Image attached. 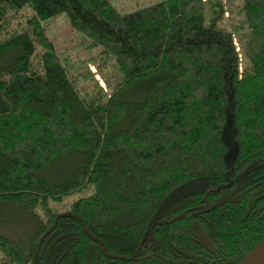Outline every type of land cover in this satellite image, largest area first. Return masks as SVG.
I'll return each mask as SVG.
<instances>
[{
  "label": "trees",
  "instance_id": "obj_1",
  "mask_svg": "<svg viewBox=\"0 0 264 264\" xmlns=\"http://www.w3.org/2000/svg\"><path fill=\"white\" fill-rule=\"evenodd\" d=\"M61 13L97 55L60 57ZM0 207L33 221L0 223V264H239L264 240V0H0Z\"/></svg>",
  "mask_w": 264,
  "mask_h": 264
},
{
  "label": "rangeland",
  "instance_id": "obj_2",
  "mask_svg": "<svg viewBox=\"0 0 264 264\" xmlns=\"http://www.w3.org/2000/svg\"><path fill=\"white\" fill-rule=\"evenodd\" d=\"M158 1L161 0H110L113 6L122 12H133ZM32 11L31 6H25L18 10L1 35L5 36L6 30L13 29L20 20L25 19ZM44 25L48 36L62 59L67 58L72 61L78 59L90 60L92 56L97 55L100 51L98 47L89 48L86 46L83 34L71 26L66 13L45 20ZM92 68L95 69V67ZM27 218L31 217L24 213L15 212L8 207H0L1 227L4 232L12 237L25 235V230L33 224V221Z\"/></svg>",
  "mask_w": 264,
  "mask_h": 264
},
{
  "label": "water",
  "instance_id": "obj_3",
  "mask_svg": "<svg viewBox=\"0 0 264 264\" xmlns=\"http://www.w3.org/2000/svg\"><path fill=\"white\" fill-rule=\"evenodd\" d=\"M264 260V240L251 249L239 264H258Z\"/></svg>",
  "mask_w": 264,
  "mask_h": 264
},
{
  "label": "bare ground",
  "instance_id": "obj_4",
  "mask_svg": "<svg viewBox=\"0 0 264 264\" xmlns=\"http://www.w3.org/2000/svg\"><path fill=\"white\" fill-rule=\"evenodd\" d=\"M258 264H264V260H263V261H261V262H259Z\"/></svg>",
  "mask_w": 264,
  "mask_h": 264
}]
</instances>
